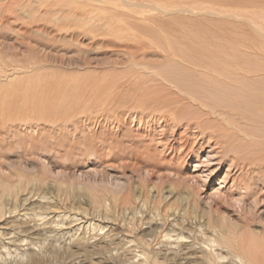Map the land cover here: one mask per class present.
I'll return each mask as SVG.
<instances>
[{"label":"rangeland","instance_id":"374dc122","mask_svg":"<svg viewBox=\"0 0 264 264\" xmlns=\"http://www.w3.org/2000/svg\"><path fill=\"white\" fill-rule=\"evenodd\" d=\"M39 3L0 0V264H28L25 256L31 252L35 253L33 263L106 264L100 245L111 242L108 247L114 249L120 241L117 239L126 234L120 233V229L124 230L127 226L124 219L129 220L131 215L129 203L138 209L144 207L142 212L147 217L151 210L157 213L156 210L170 206L169 200H159L158 207L160 202L153 200L158 191L153 194L151 187L166 191L173 186L175 191L183 193L184 187L175 179L180 172L186 176L185 181L193 174L198 178L208 176L205 185L210 190L220 187L217 179L224 178L225 173H229L223 184L226 188L231 185V178L237 176L235 170L229 168L212 170L216 164L204 162L205 156H198L200 165L195 167L192 160L195 154L209 152L208 146L214 145L215 138H206L194 129L185 132L182 124L186 123V111L178 112L184 115L180 122L165 113L166 119L156 123L148 116V111H142V104L156 94L166 99L170 106L169 100L179 101L176 90L169 86L193 83L191 79L189 83L184 80L187 75L188 78L194 75L196 83L207 81L203 78L205 72H192L191 66L183 75L180 61H189L195 68L200 66L199 52L188 44L191 32L185 21L139 22L137 15L138 19L126 18V11H122L120 4L116 5L117 13L112 11L115 8L111 4L105 5L107 12H104V9H96L94 3L92 8L87 7L85 0H39ZM81 11L84 13L80 14ZM241 11L244 17L255 19L257 24L263 22L255 17L254 9ZM91 16L95 21L86 24L84 18ZM124 17L125 29L134 39L116 35L117 24H122L119 27L123 30ZM166 22L169 23L166 25ZM192 22L193 25L202 24ZM176 23L184 24L177 26ZM205 24L204 27L211 25ZM107 26L112 30L109 33ZM244 27H240L241 31H245ZM168 43L174 52L169 51ZM175 65L179 69L173 73ZM159 68L168 72L161 75L168 82L153 78L154 71H160ZM142 69L151 73L146 75ZM137 93L140 103L134 99ZM113 95L115 98L111 100ZM174 107L170 109L177 114L179 108ZM124 111L126 116L134 118L144 113V118L141 121L136 117L128 124L124 121L126 117L118 121ZM165 123L166 131H162L159 126ZM171 124L180 125L177 134L171 133ZM191 151L195 153L192 159ZM155 160L160 161L158 171L151 173ZM115 174L118 179L124 176L118 181L123 188L111 194L116 196V203L112 204L115 207L107 209V220L106 213L102 215L105 209L94 206V198L102 195L101 188H110ZM189 184L196 189L192 182ZM206 188L200 187L201 203H205ZM207 203L217 213L220 210L235 219L232 207L222 205V199L218 206L214 202ZM148 206L153 208L148 210ZM250 219L239 221L246 227L240 231L243 236L248 237L250 228L262 227L264 221L256 213ZM145 227L132 232L133 240L149 232ZM183 259L185 257L181 258L182 264L198 263H190L192 257L188 261Z\"/></svg>","mask_w":264,"mask_h":264},{"label":"bare ground","instance_id":"6f19581e","mask_svg":"<svg viewBox=\"0 0 264 264\" xmlns=\"http://www.w3.org/2000/svg\"><path fill=\"white\" fill-rule=\"evenodd\" d=\"M35 3H39V0H35ZM85 3H87V7L91 6V8L95 4V8H99L98 10H105L107 8L105 5L111 4L113 8H115L112 9V11L117 13L118 9L116 10V5L120 4V6L124 9L121 10L126 11L124 14L126 18L131 17L138 19L140 17L139 22H153L154 20L160 21V19L176 21L182 19L183 22L185 21L184 23L188 24V30L191 32L188 44L192 45V50H197L199 52V56H197L199 57L198 61L200 62V66L203 64L204 67L197 66L195 68L194 65H189V61L188 63L180 61V63L183 65L182 69H184V72L189 71L190 66L192 72H201V74L205 72L203 78L206 77L207 81L205 83H196L194 75H191L190 78H188L187 75L186 78L184 77V80L189 83L191 79L193 83L173 84L171 87L169 86V88L176 90L175 93L180 98L179 101L174 100L172 102V100H169L173 107L175 104V107L179 108L176 109L177 114L172 112V109H170L172 106H170L166 99L157 94L151 99L149 97L146 103L143 101L144 104H141L144 105V110H141L144 112L148 111V116H151L153 122L155 123L156 121L161 122V119H166L165 113L169 117L174 116L175 118H178V122L182 121L185 117L186 123L184 125L182 124V126L185 127V132L192 131L194 129L198 130L201 135H205L206 138H215L214 145L211 146L212 144H210L208 146L209 152L203 153L205 155L195 154L191 151V159L194 154L196 155L192 159L196 164L195 167H199L200 165V159L198 156H205L204 159L206 161L204 162L210 164L213 161L215 162L214 164L216 165L212 170L229 168L235 170L237 176L231 178V185L228 187V184L226 188L223 184H225L229 173H225L224 178L217 179V181L219 180L218 185H220V187L215 190H210L207 189L205 185L209 178L208 176L205 175L198 178L197 175L193 174L185 181L186 176L183 175V172H180V170L177 169L178 172H180V175L178 176L177 174L176 176L174 174V176H176V182L181 183L184 187L182 189L185 193H179V191L177 192V189L175 191V187L173 186H170L166 189V191H160L157 187H151V192L153 194H155L154 191H156V193L158 191L156 196L153 198V200L157 199L158 202H160L158 207L161 204V201L159 200H169L167 203L170 206H164L165 209L161 211L156 210L157 213L151 210L150 217L143 214L144 212L142 211L145 210H143L144 207H139L140 209H138L134 206L135 204L133 205L129 203L130 206H128L131 215L128 217L129 220L124 219L125 223H127V226H124V230L123 228L120 229V233L126 234L122 235V239L121 237L117 239L120 241L116 245L114 244L116 246L114 249H110L108 247V244L111 242L108 244L104 243L103 246L100 245V250L104 251L103 258L104 260L106 259L105 263L182 264L183 262L180 263L181 258L185 257L183 260L188 261V259L190 260L192 257V261H190V263L198 262L196 264H264V221L262 223V227L258 226V229L250 228L248 230V237L246 234L245 236L241 235L240 231L244 230L246 227L244 224L239 222L251 220L250 217L254 216L255 213L264 219V26L262 25L264 23V1L85 0ZM39 4L42 5V2ZM246 8L254 9L255 11L253 13L255 17H260L263 22L257 24L255 19L244 17V12L241 10ZM59 12H61V10H59ZM104 12L107 11L105 10ZM81 13L84 12L81 11L80 14ZM85 13L89 12L85 11ZM80 14L79 16H81ZM100 16L104 19V15L100 14ZM92 17L93 16H91V18L88 17L87 19L84 18L86 24L87 22L89 23L95 21ZM125 17L122 19L123 22L120 20L124 24L122 28L123 30H121L122 24L120 25L118 22L119 24L117 25L121 27H116L115 31L119 29L116 35L119 38L125 36L126 38L130 37L131 39H134V37L131 36V33L127 31L128 29H125ZM259 19L257 21H259ZM79 21H81V19ZM192 21L201 22L202 24L200 26H198L199 23L197 25H193L194 23ZM168 23L166 22V25ZM184 23H176V25L180 26ZM205 23L211 24L210 27L209 25L204 27L206 25ZM91 24L92 23H90V25ZM156 24L157 23H155V25ZM233 25L236 27L238 26L239 29ZM242 26H245V31H241L240 27ZM107 28L106 30H108V33L112 31ZM192 31H196V34L192 33ZM167 45H169V43ZM163 46L165 47V45ZM168 49H170L169 51L174 52L172 45H169ZM166 52L168 51L166 50ZM161 54H163V52H161ZM167 61L169 62V60ZM174 67H176V70H173V72L170 69L169 72L171 71V73H176L179 68L176 65ZM141 71L146 75L151 73V71L147 69H142ZM167 73L164 71V68H162V71L161 69L160 71L155 70L153 78L166 81L161 75ZM186 73L187 72L183 75H186ZM201 74L199 75L201 76ZM178 77V79L182 80L180 76ZM139 96L140 95L138 94L135 98L133 96L131 98H134L135 102L140 103L141 98ZM112 97L113 99L111 100H114V95ZM149 106H151V110L148 109ZM183 110L186 111L185 116L183 113L178 114V112ZM162 114L165 118H163ZM148 116H146V118H149ZM121 117H126L124 118V121L128 124L129 122L133 123V119L136 117H139L142 121L144 113L142 117L138 115L134 118L132 115L126 116L124 111L117 120L120 121ZM175 118L173 122H175ZM167 121H169V118ZM165 126L166 123L165 125L162 124L159 127L162 128V131H166ZM171 128V133L176 132L177 134V130L180 129V125L178 127L176 124H171ZM157 160H155V163L154 161H151L153 164H151L153 169L151 170V173H156L158 171L157 167L158 164H160V161L158 162ZM144 171L147 175L150 174V171L147 169H144ZM121 178L123 180L124 176L120 175L118 179V174H115L110 181V188L100 187L102 190L100 193L102 195L94 198V206L105 209V212L102 213V215L108 212V208L115 207L112 204L116 203V196L111 194H116L122 191L123 187H120V183L118 182L119 180L121 181ZM211 178H213L212 175ZM188 182H192L196 189L190 186ZM222 186L225 189H222ZM200 187L201 189L202 187L203 189L206 188L207 191L205 192H208L207 195H204L205 203H201L200 201ZM164 192L168 193L165 194ZM165 195H167V197H165ZM175 197L176 200H173ZM124 199L125 198H123V201ZM220 199L224 201V204L222 205H228L227 208L232 207L235 219L227 217V215L225 213H221L220 210H217L219 211L217 213L216 210L211 209L209 203H207V201L214 202L215 205L218 206V201ZM177 204L180 205L177 206ZM156 205H154V207ZM149 207L150 206H148V210L151 208ZM105 215L106 218L108 215L107 213ZM108 218L109 217H107V220ZM238 218H240V220ZM128 225H130V227ZM143 225L147 226L145 228H149V232L142 233V238L133 240L132 232L137 229V231L142 230ZM99 228L100 226H98V229ZM144 236L149 237L144 239ZM121 246H123V248ZM22 256H24V254H22ZM25 257L27 258L28 264H42L39 261L33 263L35 258L34 252L28 253ZM228 257H231V260L227 261L226 259ZM224 261H226V263H223ZM94 262L96 263L97 261ZM87 263H89V261H87ZM20 264L23 263L21 262Z\"/></svg>","mask_w":264,"mask_h":264}]
</instances>
